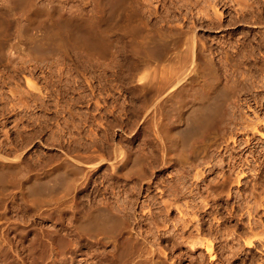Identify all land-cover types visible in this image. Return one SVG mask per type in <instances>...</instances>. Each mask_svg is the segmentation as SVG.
<instances>
[{
	"label": "bare ground",
	"instance_id": "1",
	"mask_svg": "<svg viewBox=\"0 0 264 264\" xmlns=\"http://www.w3.org/2000/svg\"><path fill=\"white\" fill-rule=\"evenodd\" d=\"M182 1H183V6H185L186 8V12L183 14V17L180 18L179 20V0H136V2H139L147 9L148 19L145 18L141 14V12L136 10L137 8L134 7L132 0H94L96 12H97V18L94 21L93 20L89 21L81 16L80 11H75L70 14L69 13L67 14L64 11L63 4L59 0L51 1L49 2L50 4L43 1L38 2L37 0H9V2H11L12 5L17 9V12L20 15L24 16V18L27 21L26 23H24V25H21L22 27L19 32L20 35L25 38V40L29 41V43L34 41L38 43L37 42L38 40L40 39L44 40V38H46V41L47 40L50 41L53 40V38L57 37L59 40H61L62 46L65 47L66 49L65 52L72 51L77 55V57L79 55V57H82L83 59L85 58L88 63L89 62L93 63L94 61L98 66H102L105 64L106 67H109L110 65L113 66L112 65L113 63L117 64V61H115L117 59L114 60V55L117 54V50H115L113 45L115 39L113 36L114 35L115 37L118 36L117 34L118 32H120L123 35L121 37L122 38L124 37L123 39H126L130 42L129 43L130 52L132 53L133 57L136 59L135 62H130L133 64L130 65L129 68L127 66V69H125L126 67L123 68L124 67L123 64L122 65L120 64V66H118V68L114 70V75L117 81L121 85H123L124 87L127 86L126 88L130 89L131 92L134 93L138 92V96H134L133 94V97H131L133 104L128 105L129 106L127 110L128 118L127 119L125 118V120L122 122L123 126H126V129L128 130L133 129L138 119L143 120L146 123L147 127L149 128V132L150 131L152 132L154 138L157 141L156 152H158V155L155 154L153 156L156 160L158 159L159 163L167 166L168 168L179 165V168H186L188 170L189 172L187 173L188 175H190V172L192 170H195L194 171L195 174L191 175V177L189 176L190 178H192L193 176V178H196L197 181L198 179L203 181V183H205L206 188L211 187L216 191L214 193H218V196L220 195V197L221 194H223V192L228 191L227 194L230 192L229 193L231 194L230 196L235 198V201H233V204H235L233 205L234 206L233 208L236 209L235 212L237 210H243V208L244 209L246 208L245 211L247 212L246 216L248 214L249 215L248 217H250V215L256 214L253 212L258 210L260 201H258V199L257 200L255 199V201L252 203L251 200L249 199L248 202L252 203L253 205H250L249 203H248L249 205H247V202L246 203L244 202L247 196L245 195L246 196L245 199H244L245 196L240 197L241 195H243L242 194L243 192L241 193V195H238L240 192L238 191L239 192L238 193L236 191L238 194L233 195L234 194L233 183H236L240 189H245V190L250 189V192L253 195L252 197L255 198L258 196V194L260 195V192H262V190H264V100H262L264 96L261 94L262 98H260L261 91L260 92L255 91L257 94L251 93L252 89L250 88V85H248L247 83L248 79L245 78L246 74L244 71H240L242 70L240 69V65H241L240 58L241 56L244 57L247 56V53L249 52L250 49L249 47L252 46V44L256 46L255 49H259L260 51L263 50L264 48V33L260 32L259 29L257 30L259 31V34L256 32V35H254L253 40L249 38L252 31H255V29H257L258 26L264 23V10L261 12L262 10L261 8L260 11H258L260 6L256 7L259 3L264 4V1L263 0L262 1L261 0L259 1L258 0H182ZM256 3L258 4L255 5ZM5 16L3 15V12L0 13V63L3 57H5V51H4L5 44L10 39L9 30L11 29L10 28L11 21ZM49 17H51L52 20H49ZM157 23H161L160 27L158 26ZM245 27H249L250 29L248 31H243V28ZM207 30H212L211 32L213 33L220 32V36L216 35L218 36V38L214 36L215 38H211L210 39L211 41L208 39L207 40L204 39L202 36L201 37L199 36L200 31H207ZM238 34L241 36L237 37ZM50 37L51 39L49 40ZM212 39H213V43L209 44L208 42L209 41L212 42ZM40 42L43 41L40 40L39 43ZM57 43L60 44L59 42ZM60 46L61 45H59V47ZM244 52L247 53L244 54ZM253 53L251 54L253 55ZM86 61L84 60V62ZM25 63L26 61L15 62V64H13V67H11L12 68L11 71L15 72L18 75L23 74V72L26 73L30 72V66H26ZM217 64H220L222 67H224V79L221 78L220 75H218V73L212 71L211 66L213 67V65L215 66ZM115 66L116 65H114L113 67ZM255 68H256V72H258L261 75V77H263L264 79V56L262 58H258L255 61ZM143 70H147L149 72L148 75L138 76L139 73H141ZM233 77H235V79H232ZM25 78L27 80V81L25 80V82L29 84L30 77L29 78L25 77ZM86 79L85 81L87 83L92 81L90 80L88 82V80ZM263 79H262L261 87L264 88ZM31 80H32V76H31ZM201 80L203 81L202 84H200ZM231 80L233 81L231 82ZM92 85H93L92 83L91 84L89 83L88 89L93 92L94 87H92ZM96 85L98 88H100L102 85V80L98 82V84ZM251 87L253 86L251 85ZM39 89L40 87L38 88V90ZM14 90L16 89H13V91ZM88 95L89 94H86V96H84L87 99L86 98L83 99V102L85 104V107L89 109L90 105L92 104L90 103L91 99L89 98L90 96H95V95L92 93L89 96V98ZM94 101H95L94 107H96V109H101L102 105L100 106V104L102 102L96 99ZM100 154H98L99 159H97L96 161L92 160L94 157L91 159L92 156L90 157L89 155L87 158L89 160L87 161L96 166L101 165L103 162H106L107 158L104 157L102 154L101 155ZM150 157H151L150 155L145 153L137 154L135 151L129 148V146L117 143L113 147L112 155L109 157L108 162L110 164L113 174L118 179L121 178L124 179L123 181L125 180L128 181L133 178L139 180L138 182L145 180L151 181L149 174L143 168V164H145V162H147L148 159H150ZM0 158L2 159V161H0V181L3 182L4 187L9 188L13 184L17 182L19 183V181H17L16 179V174L19 167L14 164H5V162L9 160L8 157L0 156ZM148 162L150 163V161ZM72 164L68 163V161L62 162L58 164L54 169L45 172L44 175H34V176H30L26 180L20 181L21 183L20 187L22 189V193L24 197L27 199V201L30 204H32L36 209L40 210L41 208H45L46 206L51 207V205L52 206L56 205L63 199L69 197L74 192L77 182L81 177L80 173H82L81 169L78 166H76V164L75 165ZM151 164H153V162L150 163V165ZM155 165L153 164V166ZM201 166L204 167L203 170H198V167ZM210 175L214 176V179L212 178L213 179L212 181L208 180V177ZM183 176L182 177L179 176L180 177L179 181L181 180V178H183ZM248 176H252V180L250 181L247 180L246 178ZM186 182L185 185H183V187L181 186L183 182L179 185V192H177L176 196H178L179 199H182L184 197L187 198L190 196V198L193 199L192 200L193 202L197 197V193H198L197 190L201 191L202 189L201 187H198L200 185L199 183H197L196 186L192 188V185L190 184L187 185ZM151 185L152 184L150 183V186ZM180 186L182 188H180ZM113 191H115V189ZM165 191H167V189ZM165 191L164 194L166 193ZM160 192L161 191H159V193ZM177 198L176 200H179ZM197 200L200 199L198 198ZM260 200L263 201L262 199ZM202 201L203 200H201V202ZM201 202L199 204H202ZM196 203L198 202L196 201ZM173 204L174 203H172V206ZM186 204L188 203L186 202ZM186 204L184 203L183 207H185ZM209 204L207 205L209 206ZM103 205L104 204H102V206L96 208L92 212H89L88 214L87 213L83 214L84 218H82V220H78V227L80 233L85 236L88 235L92 240L96 238L97 241L101 236L99 240L100 241L103 240L108 243L109 241H113L116 233L118 232L121 234V238L118 239L117 237L116 239H114V242H116V240L118 241L114 246L119 249L124 246L126 248L128 247L129 248V249L127 248L129 250L128 252L131 251L129 258L133 255L131 260L125 259L126 260L125 262L129 260L127 264H143L146 261V259L150 260L148 258L152 257L150 255L153 254L154 252L153 249L150 248L149 250H147L148 248L145 249L147 247V243L145 245L146 247L144 245H143L144 247H142V246H137L134 243V241H131L133 240L131 238V232L134 229L133 226L131 227V223H129V220L128 222H126L123 216H120V214H117L115 212L113 213L112 211H110L109 210L110 208L108 209V207L105 206L106 204L104 206ZM170 205L165 204V206L166 207L169 206V208ZM196 205L199 207L198 204ZM203 205L206 206V204ZM213 205L214 203L212 204V208ZM190 206L192 207L191 201H190ZM182 208H180L181 210L179 211V213L181 212L182 214L183 212V215L179 220L183 224L185 223V225H190L189 223H193L195 219L197 221V217H195V215H198V213L194 214L193 212L192 214L194 215L193 218L192 217L189 218L191 216L187 214V212L189 213V211H187L186 209L187 212L185 213ZM163 209L164 208H162V210ZM240 212L241 211H239L238 213ZM213 214L214 212L212 213V215ZM228 214H230V212ZM187 215H189L188 218L186 217ZM240 215L244 216L242 212ZM240 215L238 214V216ZM135 216H137V214ZM225 216H227V214H225ZM225 216L223 218H225ZM233 216L235 217V214L234 212H231V216L228 217L229 219H231V217ZM199 217L200 216H198V218ZM243 218H241V220H244ZM255 218H257V216ZM237 219L238 218L236 216V220ZM179 220H177L178 222L177 221L175 222L179 223ZM237 221H239V219ZM165 222L166 220L164 221V224L166 226ZM203 223L202 225L200 223H197L198 225L196 228L198 232L200 231L199 234L203 233V231L205 230L204 228H206L203 225ZM243 223L249 224L250 226V227L248 226L249 231L251 230L250 228L253 229L256 228L257 230V226H259L258 220L254 219L253 216L249 219L248 222L243 221ZM173 225H177V224H173ZM225 225L222 227H225L226 230ZM206 226L209 227L208 224ZM218 226L216 227L217 229ZM152 227L155 228L156 225ZM120 228H122L123 230H121ZM150 228L151 227H149V230ZM241 228L242 227H240L239 230H242ZM153 229L149 231V233L152 231L154 232ZM118 230H120L121 232H119ZM158 230L161 229L158 228ZM176 230H178V228L177 229L174 228V231ZM182 230L178 232H181ZM197 230L194 229V232L193 231L192 232L195 233V231ZM209 230L208 231L205 230V231L209 233ZM218 230L220 231V229ZM225 230H222L221 228L222 232H224ZM164 231L168 232L169 230H164ZM144 232L146 231L144 230ZM222 232H220V234ZM154 233L157 234V232ZM256 233H255L256 235L253 233L252 235L258 236L259 233L258 232ZM171 234L172 233H170V235ZM196 234L197 232L195 233V235ZM199 234L198 236L196 235V237L198 238L201 237ZM212 234L216 235V231H214V233ZM138 235L137 237H139ZM142 235H144V233ZM149 235L150 237H152L151 234ZM175 235L179 236L178 234ZM224 235L227 237V234ZM224 235H220V236H224ZM117 236H119V234H117ZM181 236L180 238L183 239ZM202 236L204 237V235ZM210 236L211 235H208L207 237L210 238ZM193 237L191 238L193 239ZM203 237H201L202 239L195 238L196 240L192 241L193 242L192 249L193 246L196 247L195 245L198 246L203 245L205 248H207L205 250L213 252L212 250L214 249H212L213 246L212 243L210 241L209 242L207 241L209 240V238L207 239L206 237L205 239L207 240L205 239L203 240ZM238 237L240 238V236ZM251 237L253 238V236ZM242 238L243 237L241 235V239ZM245 238L246 237H244V239ZM241 239H238V241ZM248 239H250V237ZM187 240L185 241L187 242ZM218 240L219 242H222L220 241V239ZM228 240H226V242ZM140 241L141 240H139V243ZM151 241H153V239H150V241L148 240V243ZM131 242L134 243L135 245L134 246L129 245ZM247 243L248 244L246 245H251V246L255 244L252 239L249 240ZM149 245L151 246V243ZM255 245L257 246L258 244ZM231 247L233 248L232 244L230 245L229 248ZM125 249L123 250L125 251ZM124 251H121L118 254L120 255ZM108 252H109L108 254H110V250H108ZM235 252H233L232 255H235L234 254ZM128 255H126V257ZM213 255L211 254L212 257ZM113 256H115V254ZM123 257L125 258V256ZM103 259H107V257L105 258L104 255ZM117 259H120V257ZM155 259H157L158 262H160L158 258ZM121 260H122L121 262H123L122 258ZM154 261L151 264H157L156 263L157 261L156 262ZM118 262L120 261L118 260L117 263ZM121 262L119 264H122ZM260 263L262 264L263 261Z\"/></svg>",
	"mask_w": 264,
	"mask_h": 264
},
{
	"label": "rangeland",
	"instance_id": "2",
	"mask_svg": "<svg viewBox=\"0 0 264 264\" xmlns=\"http://www.w3.org/2000/svg\"><path fill=\"white\" fill-rule=\"evenodd\" d=\"M37 1L49 3L51 1L57 0ZM59 1H61L63 4L64 11L67 14L80 11L81 16L89 21H94L97 18L94 0ZM132 1L134 7L137 8L136 10L141 12V14L147 18V9L139 2H136V0ZM10 3L11 2H9V0H0V13L3 12L4 16L6 14L5 17L11 21V29L9 30L10 39L5 44V57H3L0 63V156L9 158L5 164H14L19 167L16 174V179L19 181V183L16 181L17 183L13 184L9 188H6L4 187L3 182L0 181V264H119L122 261L121 258L123 259V262L121 263L127 264V262H129V260H131L133 257L132 255L129 258L131 253V251L128 252L129 248L127 247V249L124 246L121 247L120 250L114 246L118 242L117 240L114 242V239L117 237L118 239L121 238L120 233L117 232L113 241H109L108 243L103 240L100 241L99 239L101 236L97 241L96 238L92 240L88 235L85 236L80 233L78 220H82V218H84L83 214L92 212L96 208L102 206V204H106L105 206L108 207V209L110 208L109 210L113 213L115 212L120 214V216H123L126 222L129 220L131 227L133 226V229L138 231L135 232L132 230L131 238L133 240L131 241H134L137 246L142 247H144L147 243V247L145 246V249H153L154 252L150 255L152 256V259H146L143 264H151L154 260L157 261H154L157 264H261L260 262L262 261L264 263V190H262L260 195L258 194V196L255 198L252 197L253 195L251 194L250 189H240L236 183H233V195H236L239 192L240 193L238 195H241L243 192V195L240 197H244L245 195L247 196V198L246 196L244 197V199H247V201L246 199L244 201L245 203L247 202V205H253L252 203L255 201V199L260 201L258 210L253 212L256 213L255 215L252 214L250 217H248L249 215L247 214L246 216V208H243V210H237L235 212L236 209L233 208V205H235L233 204L235 198L230 196V192L228 194V191L223 192L220 197V195L218 196V193H214L216 191L211 187H208L209 189L206 188L203 181L198 179V181H201L198 182L196 178H193V176L190 178L191 175L195 174V170H192L190 175H188V170L186 168H179V165L168 168L167 166L159 163L158 159L156 160L153 156L155 154L158 155V152H156L157 141L154 138L152 132H149V128L143 120L138 119L133 129L128 130L126 129V126H123L122 122L125 120V118H128V105L133 104L131 97H133V94L134 96H138V92H131L130 89L126 88L127 86L124 87L121 85L114 75V70L117 69L120 64H123V68L126 67L125 69H127V66L129 68L130 65L133 64L130 62H135L136 58H134L130 52V42L126 39H123L124 37H121L123 35L120 32H118V34L116 33L120 37H115V35L113 36L115 38L113 45L115 50H117V54L114 55V60L117 59L115 61H117L118 64L117 65L113 63L112 65H116L115 67L111 65L106 67L105 64V67L104 65L98 66L94 61L93 63H88L85 58L83 59L82 57H79V55L77 57V55L72 51H66V53L65 47L62 46L61 40H59L57 37L53 38V40H50V37V41H46V38H44L45 42L43 39H40L43 41L40 43V40L37 41L38 43H36V41H34L35 43H29V41L25 40V38L20 35L19 31L22 27L21 25H24V23L27 21L24 16L17 12V9L12 5V3ZM262 5L264 7V4L262 3H259L256 6H260L259 10L257 8L258 11H260L261 8V12L264 10ZM185 12L186 8L183 6V1L179 0V20L183 17ZM49 20H52V18L49 17ZM157 24L160 27L161 23ZM263 24L264 23L258 26L255 31H252V35L250 34L251 37L249 36L251 40H253L256 32L259 34V31H257L258 29L260 32L264 33ZM249 29V27H245L243 28V31H248ZM211 31L212 30L200 31L199 36H202L206 40H210L211 38L215 37L218 38V36H220V32L213 33ZM240 36L241 35L239 34L237 35V37ZM210 41L208 42L209 44L213 43V39L212 42ZM59 45L62 47H59ZM249 48V52L247 51L248 53L244 52V54L247 53V56H241L240 58V69L242 70H239L245 72V78L248 79L247 83L252 89L251 93L257 94L255 91H261L260 98H262L261 96H264V88L261 87L263 77H261V75L256 72L255 61L258 58H262L264 56V48L260 51L259 49H255L256 46L254 44H252V46ZM251 53H253V55ZM248 54H250L251 57ZM84 60L86 62H84ZM18 61H26L25 65L30 66V72H23V74H21L24 77L11 71L13 64ZM219 65L220 64L215 66L213 65V67L211 66L212 71H215V73H218V75L224 79V67ZM148 73L149 72L147 70H143L138 76H146ZM25 77H30L29 79L32 85L30 82L29 84L25 82ZM85 79L88 80V82L92 80L89 83L93 84V92L88 89L89 83H87ZM232 79H235V77ZM99 80H102V85L100 88H98L96 85L98 82H100ZM232 81L233 80H231V82ZM17 83L20 84L18 85ZM202 83L203 81L201 80L200 84ZM251 85L253 87H251ZM36 86H39L40 89L38 90L39 87ZM13 89L16 90L13 91ZM91 92L95 96H90L92 94ZM86 94H89L88 98L90 96V103H92L89 109L85 107L83 102V99L86 98L84 97ZM95 99L102 102H100V106L102 105L101 109H96V107H94ZM262 100H264V98H262ZM117 143L129 146V148H131L137 154L145 153L151 156L148 161H150V163L153 162L154 165L156 164V167L153 166V164L150 165L148 161L143 164V168L149 174L151 181L145 180L138 182L139 180L133 178V180L130 179L128 181H123L124 179H118L113 174L108 159L112 155L113 147ZM100 153L107 158L106 162L96 166L87 161L89 160L87 159L89 155L90 157L92 156L91 159L93 157L95 158L92 160L96 161L99 159L98 154ZM0 161H2L1 158ZM67 161L68 163H73L74 165L76 164V166H78L83 173H80L81 177L79 176L80 178L77 182L74 192L56 205H51V207L46 206L40 210L36 209L24 197L20 187V181L26 180L30 176L44 175L48 170L54 169L58 164ZM201 167H198V170H203L204 167ZM179 176H183V178H181L182 181H179ZM212 178L214 179V176L210 175L208 180L212 181ZM246 179L250 181L252 180V176H248ZM147 182H150L152 185L150 186V183ZM185 182L187 185H192V188L195 187L197 183L200 184L198 187H201L202 192L197 190L198 193L196 192L197 197L195 198L198 203H196L195 200L192 202L193 199L190 198V196L187 197L188 199L186 197L179 199V197L176 196L177 192H179V185L182 183L181 186L183 187ZM181 186L180 188H182ZM113 188L115 191H113ZM164 188H166L167 191H165L166 189ZM163 189L166 192L165 194ZM159 191L161 192L159 193ZM236 191L239 192L237 193ZM211 193L215 195L213 196ZM176 198L179 200H176ZM198 198L200 200H197ZM249 199L252 203L248 202ZM189 200L191 201L192 207L190 206ZM201 200L206 201L201 202ZM185 201L188 204H186ZM200 202L202 204H199ZM207 202H209L211 205ZM172 203H174L173 206ZM184 203L186 204L185 207H183ZM213 203L216 206L215 207L213 205L215 210L212 208ZM165 204H171L170 208L169 206L166 207ZM180 204L183 205L181 206ZM196 204H198L199 207ZM203 204H206V206ZM207 204H209V206ZM202 206H205L206 208L204 207L203 209ZM178 207H183L182 209L185 213L189 211L187 214L191 216L189 217V215H187V218H193V212L194 214L198 213V215H195V217H197V221L196 219L195 221L193 219L194 222L189 223L190 225H185V223L183 224L179 220L183 215V212L182 214L181 212L179 213L181 209ZM162 208L164 209L162 210ZM212 211L214 212L215 216L214 214L212 215ZM239 211H241L244 216H241V212L238 213ZM126 212L129 214V216ZM229 212L230 214H228ZM231 212H234L235 217L233 216L231 219H229L228 216H231ZM134 214H137V216ZM225 214H227V216H225ZM238 214L241 217L238 216ZM223 215L225 218H223ZM198 216L200 217L198 218ZM213 216L218 219L214 218ZM236 216L239 221H237L238 219L236 220ZM252 216L259 222V226H257L258 231L256 228H250L251 230L253 229L252 231L250 230V232L248 230L249 224L243 223V221L248 222ZM254 216H257V218ZM164 218L166 220V226L164 224ZM241 218L244 220H241ZM138 220L141 221L139 222ZM177 220H179V223L175 222ZM197 223H200L201 225L203 223V225L207 228L204 229L207 231L209 230V227L210 230L212 228L213 229L211 231L209 230V233L204 230L205 232L203 231V233L199 234L200 231L198 232L196 228L198 225ZM181 224L183 227H185L183 228ZM205 224H208L209 227H207ZM154 225H156L155 228L152 227ZM224 225L226 226V230L225 227H222ZM157 226L161 230H158ZM217 226L220 231L216 228ZM149 227H151L150 230ZM240 227H242V230H239ZM169 228L173 231H171ZM174 228H178V230L174 231ZM189 228L191 229V232ZM221 228L226 232H222ZM120 229L123 230L122 228ZM152 229L154 232H157V234L153 231L149 233V231ZM194 229L197 230L195 231V233L197 232V236L198 234L201 237L204 235L203 240L208 235L212 236H210V238L207 237L209 240H205L208 242L210 241L213 246L215 245L214 247L212 246V249H214L212 250L213 252L205 250L207 248L201 244H199L201 246H193L192 249V241L198 238L196 237L195 233H193ZM144 230L146 232H144ZM164 230H169V233L167 231L165 232ZM180 230L183 232H178ZM118 231L121 232L120 230ZM214 231H216V235L212 234ZM133 232H135L136 235ZM220 232L222 233L220 234ZM254 232H258L259 235H252V233L255 234ZM143 233L144 235H142ZM170 233L172 234L170 235ZM117 234H119V236H117ZM149 234H151L152 237H150ZM175 234H178L179 236ZM224 234H227L229 240ZM137 235L141 239L137 237ZM241 235L243 237L242 239ZM174 236H176L178 239ZM180 236L184 239V241L180 238ZM236 236H240V238H237ZM251 236H253V238ZM191 237H193V239ZM201 237L198 239H202ZM244 237H246V240ZM247 237H250V239ZM258 238L261 239L259 240ZM150 239H153L154 242L151 241L148 243V240L150 241ZM218 239H220V241L223 243L219 242ZM223 239L228 241L226 242V240ZM238 239L241 240L238 241ZM251 239L255 244L258 245H246ZM139 240H141L140 243ZM185 240H187V242ZM134 243L131 242L129 245L134 246ZM150 243L151 246L149 245ZM231 244L233 248H229ZM226 246H229V249ZM122 248H126L125 251ZM234 248L236 252L234 251ZM108 250H110V254H108ZM121 251L124 252L119 255L118 253ZM233 252H235V255H232ZM210 253L212 255L214 253L213 257ZM114 254L115 256H113ZM122 254L125 256V258L122 256ZM104 255L105 258L107 257V259H103ZM126 255L128 256L126 257ZM119 257L120 259H117ZM155 258H158L160 262H158V260ZM125 259L129 260L125 262ZM118 260L120 262L117 263ZM147 261L150 262L148 263Z\"/></svg>",
	"mask_w": 264,
	"mask_h": 264
}]
</instances>
